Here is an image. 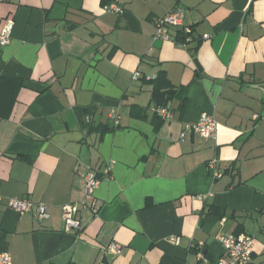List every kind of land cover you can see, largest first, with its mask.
I'll return each mask as SVG.
<instances>
[{"label":"crops","instance_id":"1","mask_svg":"<svg viewBox=\"0 0 264 264\" xmlns=\"http://www.w3.org/2000/svg\"><path fill=\"white\" fill-rule=\"evenodd\" d=\"M108 1L0 0V34L14 21L0 77L22 81L4 92L9 111L0 101V254L13 264H200L202 252L214 263L220 234L249 233L264 264V120L252 119L264 109V0H121L119 13ZM178 8L196 38L210 37L155 38L154 20ZM160 71L175 88L168 120L153 110ZM204 112L217 138H182ZM88 171L101 182L83 206ZM10 197L51 217L20 215ZM73 202L82 226L67 231ZM111 241L119 255L105 250Z\"/></svg>","mask_w":264,"mask_h":264},{"label":"built area","instance_id":"2","mask_svg":"<svg viewBox=\"0 0 264 264\" xmlns=\"http://www.w3.org/2000/svg\"><path fill=\"white\" fill-rule=\"evenodd\" d=\"M104 9L107 12L119 13L123 11L121 0H110L104 4ZM14 28V21L8 22L5 30L0 34V46L7 45L12 39V32ZM154 37L164 40L175 41L173 32L183 30L186 34V40L183 44L189 43L193 40V28L184 22L183 10L175 9L164 16L157 17L154 20ZM209 34H203L202 39H208ZM176 42V41H175ZM141 75L140 72H135L133 78L137 79ZM157 115L168 120L173 114L167 106H156L153 109ZM112 118L115 125L120 123V115L114 110ZM254 121L264 120V109L262 112H255L252 115ZM186 131H192L200 134L207 139H216L218 132V121L215 116L206 112L202 113L200 118L192 123H187L185 131L181 134L184 138ZM114 161H112L106 168L105 173L108 174L112 168ZM208 167L213 170L215 177H220L222 172L217 168L218 159L214 158L208 162ZM101 179L94 171H88L84 176V199L81 204L88 205L89 200L93 199L94 192L100 185ZM1 199V198H0ZM81 204L68 203L63 206V218L65 230H79L82 226L79 213L81 211ZM7 205L12 210L20 215H24L30 211H35L39 220H45L51 217L47 207L41 203H36L29 198H8ZM219 241L221 242L224 252L221 257L214 263L205 259L202 252L198 253L200 264H255L254 262V242L255 238L249 233H229L220 234ZM105 250L114 255H119L123 251V246L120 243L111 241L105 246ZM0 264H13L12 256L9 252H2L0 254Z\"/></svg>","mask_w":264,"mask_h":264},{"label":"trees","instance_id":"3","mask_svg":"<svg viewBox=\"0 0 264 264\" xmlns=\"http://www.w3.org/2000/svg\"><path fill=\"white\" fill-rule=\"evenodd\" d=\"M192 27V26H191ZM193 28V27H192ZM174 39L177 43H184L186 40V34L183 30H177L174 36ZM202 39L199 37H195L194 35V28H193V40H200ZM151 84L153 85L152 88V101L155 102L157 106H165L168 100L171 99L173 94L175 93V88L173 84L168 79L167 75L164 71H160L154 78L151 80ZM22 85L21 79L9 76H1L0 77V101L3 99L5 95H7V91L9 86L14 89L18 88ZM6 92V93H4ZM14 101V97L11 98L9 94L6 97V104L5 107L10 110L11 103Z\"/></svg>","mask_w":264,"mask_h":264},{"label":"water","instance_id":"4","mask_svg":"<svg viewBox=\"0 0 264 264\" xmlns=\"http://www.w3.org/2000/svg\"><path fill=\"white\" fill-rule=\"evenodd\" d=\"M263 88H264V84H263Z\"/></svg>","mask_w":264,"mask_h":264}]
</instances>
